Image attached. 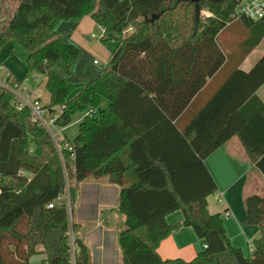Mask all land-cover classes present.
I'll return each mask as SVG.
<instances>
[{
    "label": "trees",
    "instance_id": "trees-1",
    "mask_svg": "<svg viewBox=\"0 0 264 264\" xmlns=\"http://www.w3.org/2000/svg\"><path fill=\"white\" fill-rule=\"evenodd\" d=\"M12 17L0 22V47L19 44L28 52L26 75L46 80L51 113L65 106L56 126L94 110L79 123L71 148L59 154L50 134L34 123L28 108L0 87V162L18 141L23 174L0 175V196L10 201L29 183L28 174L47 167L50 184L0 218V264H91L85 242L71 231L79 185L107 178L120 187L117 212L125 217L118 235L123 264H264V192L245 198V225L260 236L246 256L231 243L221 214H211L208 197L217 185L205 160L237 137L264 175V55L245 72L231 69L210 101L188 123L182 120L193 98L230 57L219 36L234 22L238 0H17ZM5 9L0 6V13ZM207 12L208 16H204ZM91 17L97 28L116 34L108 64L87 85H72L80 51L56 33L61 20ZM132 27L133 32L124 34ZM108 40L102 39L103 43ZM245 57V56H244ZM243 59L238 62V66ZM9 81L21 82L14 75ZM23 81V80H22ZM108 102L103 107L104 102ZM67 174V177H66ZM53 204V208L49 205ZM182 211L184 220L167 217ZM191 227L204 248L194 259H163L159 246L173 232Z\"/></svg>",
    "mask_w": 264,
    "mask_h": 264
},
{
    "label": "crops",
    "instance_id": "crops-1",
    "mask_svg": "<svg viewBox=\"0 0 264 264\" xmlns=\"http://www.w3.org/2000/svg\"><path fill=\"white\" fill-rule=\"evenodd\" d=\"M0 6L5 9L3 13H0V22L6 23L17 8L18 1L0 0ZM203 15L208 16V13L203 12ZM96 29V23L91 17L87 16L78 20H61L55 30L59 37L87 50L89 48L87 40H90ZM261 29L262 25L247 28L242 22L238 21L221 32L219 41L230 60L227 61L221 71L208 80L206 86L193 98L183 115V125L188 124L206 106L231 69L239 67L241 70L248 72L264 55V37H261ZM109 35L106 34L104 39L107 40ZM258 49L262 50L261 55H258L256 61L249 63V56ZM241 59L243 61L238 66ZM0 64L2 63L0 62ZM4 69L9 71L5 67ZM12 75L18 78L14 73ZM2 76V73H0V79ZM257 96L264 103V84L257 91ZM49 101L47 103L43 102V104L47 105ZM205 165L217 185L214 201L209 200L211 197L207 199L210 213L221 214L225 218L226 232L233 246L241 249L243 253L244 250L247 252L248 248L250 253L253 241L260 236V230L256 226L244 224L246 219L244 202L246 197L261 195L264 192L263 173L255 163L250 161L237 137L232 138L211 154L205 160ZM16 174H23L21 167H19ZM38 177L36 176L33 179L30 177L28 187L36 183L35 190L43 189L44 185H38L40 184ZM82 189L87 192L86 196L88 197V206L83 211L78 206ZM36 192H34V196ZM13 195L20 196L23 193L15 192ZM119 196L120 187L111 184L107 178L97 180L91 178L79 185L77 211L74 217L72 215V223L77 225V229L76 233L74 231L73 233L75 237L82 239L90 249L91 264H123V251L119 245L118 235L124 226L125 217L117 212ZM227 213L229 214L228 217L226 216ZM183 220L182 211H176L167 217V222L170 225L181 223ZM203 248L204 244L199 240L194 229L183 227L163 240L158 252L163 259L180 258L190 261ZM40 260L41 258L37 257L33 260V263L39 264Z\"/></svg>",
    "mask_w": 264,
    "mask_h": 264
},
{
    "label": "rangeland",
    "instance_id": "rangeland-1",
    "mask_svg": "<svg viewBox=\"0 0 264 264\" xmlns=\"http://www.w3.org/2000/svg\"><path fill=\"white\" fill-rule=\"evenodd\" d=\"M93 34H96L97 37H91L90 40H87L89 46L88 49L86 48L87 50L76 45L80 51V54L74 64L72 74L67 78V81L72 85H87L94 78H96L102 72L103 68L108 64L111 51L116 47V34H110L106 44L100 39L99 29H96ZM261 51L262 50L258 49V51L251 54L249 56L248 62L250 63L251 61H256L258 59V55H261ZM27 57L28 52L23 46L19 44L7 43L3 47H0V62L4 65V67L14 73L19 79H23L24 83L28 85L29 88H39L42 91V101L47 103L50 96L45 87L46 80L41 77L43 82L39 84L36 82L34 74H31L24 79L26 75ZM95 61H97L99 64H95ZM107 104L108 102L105 101L103 107H106ZM83 115L84 114L81 113L77 114L74 117V123L65 128L63 131H61L58 127H52V131L56 135L57 140L62 141L63 139L67 138L69 142H72L78 134L79 123L82 121ZM19 167L20 161L18 156V142L15 141L12 144L9 160L7 162H0V175H17L16 173ZM28 176L29 178L32 177V179L36 178V176H39L38 180L40 181V184L38 185H44V188L50 184L49 181L51 180V175L47 171V167L41 169L37 174H28ZM45 178L48 179L46 180ZM28 186L29 185L26 186L24 191H21L23 195L16 196L13 195L15 194V192H13L10 201H5L0 196V218L14 211L16 208L21 206L24 201H27V199H31L34 196V192L37 191L35 190L37 184L34 183L31 185V187ZM86 195L87 192L82 189L80 192V202L78 205L82 211L88 206V197ZM210 197L211 198L209 200L213 202L214 195ZM76 211L77 208L75 206L73 211L74 214H72L73 217ZM244 254L246 256L249 255L248 248L247 252L244 250Z\"/></svg>",
    "mask_w": 264,
    "mask_h": 264
},
{
    "label": "built area",
    "instance_id": "built-area-1",
    "mask_svg": "<svg viewBox=\"0 0 264 264\" xmlns=\"http://www.w3.org/2000/svg\"><path fill=\"white\" fill-rule=\"evenodd\" d=\"M235 17L236 18H245L253 22H258L264 19V0H238V4L235 10ZM100 31V39H104L107 32L103 27H98ZM133 32V28H128L124 34H129ZM93 38H96V34L92 35ZM95 64H99L97 61ZM0 73L3 74L2 78L0 79V87L6 89L14 96V104L18 111L23 110L24 108H28L32 115V120L34 123L41 124L50 134L59 154L62 156L61 148H71L70 143L67 141L63 143L62 141H58L56 135L52 131V127L56 126V121L58 120L59 116L62 114L65 106H61L56 108L57 112L51 113V111L46 108L45 104L42 101V91L39 88L31 89L26 85L23 81L18 82L15 81L14 83L10 82L9 79L12 77V73L9 71H5L2 64H0ZM36 82L39 84L43 82L41 76H35ZM96 112L94 110H90L83 115V118L86 116L94 115ZM61 131L63 129L59 128ZM67 177V174H66ZM67 200L69 205V215H70V222L72 223V209L70 206V199L69 193L67 194ZM49 208H53V204L49 205ZM228 213L226 216L228 217ZM71 245L73 250L75 249L74 244V233L71 231ZM252 248V246H251Z\"/></svg>",
    "mask_w": 264,
    "mask_h": 264
}]
</instances>
